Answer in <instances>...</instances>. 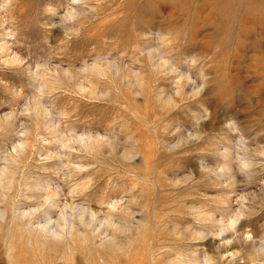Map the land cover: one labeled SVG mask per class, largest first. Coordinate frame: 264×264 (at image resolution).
<instances>
[{
	"label": "rangeland",
	"instance_id": "rangeland-1",
	"mask_svg": "<svg viewBox=\"0 0 264 264\" xmlns=\"http://www.w3.org/2000/svg\"><path fill=\"white\" fill-rule=\"evenodd\" d=\"M0 181V264H264V0H0Z\"/></svg>",
	"mask_w": 264,
	"mask_h": 264
},
{
	"label": "bare ground",
	"instance_id": "bare-ground-1",
	"mask_svg": "<svg viewBox=\"0 0 264 264\" xmlns=\"http://www.w3.org/2000/svg\"><path fill=\"white\" fill-rule=\"evenodd\" d=\"M187 85H188V84H187ZM95 140H96V139H95ZM9 180H10V179H9ZM10 181H11V180H10ZM0 182H1V181H0ZM5 182H6V181H5ZM5 182H4V184H5ZM7 185H8V184H7ZM47 199H48V198H47ZM49 199H50V198H49ZM49 199H48V200H49ZM59 200H60V199H59ZM45 202H46V201H45ZM49 203H50V202H49ZM68 203H69V202H68ZM57 204H58V203H57ZM59 204H60V203H59ZM69 204H70V203H69ZM62 205H63V204H62ZM65 205H67V204L64 203L63 207H64ZM53 207H54V206H53ZM69 207H70V206H69ZM59 208H60V207H59ZM64 209H66V208H64ZM67 209H68V208H67ZM67 209H66V210H67ZM33 210H34V209H33ZM35 210H36V209H35ZM62 211H65V210H62ZM35 212H36V211H35ZM80 212H81V211H80ZM83 212H84V211H83ZM83 212H82V213H83ZM48 214H49V213H48ZM81 215H82V214H81ZM62 216H63V215H62ZM67 216H69V214H68ZM82 216H83V215H82ZM92 216H93V215H92ZM79 217H80V215H79ZM94 218H95V217H94ZM47 219H48V218H47ZM66 219H67V218H66ZM66 219H65V220H66ZM50 221H51V220H50ZM38 222H39V221H38ZM47 222H48V221H47ZM53 222H54V221H53ZM65 222H66V221H65ZM68 222H69V221H68ZM43 223H44V222H43ZM51 223H52V222H51ZM59 223H60V222H59ZM230 223H231V222H230ZM235 223H236V222H235ZM39 224H40V223H39ZM48 224H50V223L48 222ZM236 224H237V223H236ZM33 225H34V224H33ZM42 225H43V224H42ZM44 225H45V224H44ZM59 225H60V224H59ZM67 225H68V224H67ZM232 225H233V224H232ZM45 226H46V225H45ZM45 226H44V228L42 227V229H45ZM48 226H50V225H48ZM54 226H55V225H53V228H54ZM33 227H34V226H33ZM40 227H41V226H40ZM58 227H59V226H58ZM60 227H61V226H60ZM71 227H72V226H71ZM53 228H52V229H53ZM234 228H235V227H234ZM48 229H49V228H48ZM48 229H46V230L48 231ZM52 229H51V230H52ZM58 229H60V228H58ZM63 229H64V228H63ZM71 231H72V229H71ZM52 232H53V231H52ZM52 232H51V233H52ZM57 232H58V230H57ZM57 232H56V233H57ZM60 232H61V231H60ZM66 232H67V231H66ZM80 232H81V231H80ZM49 233H50V232H49ZM54 233H55V231H54ZM56 233H55V234H56ZM58 233H59V232H58ZM58 233H57V236H60V234H58ZM69 233H70V232H69ZM69 233H68V234H69ZM49 236H50V235H49ZM86 236H87V235H86ZM60 237H61V236H60ZM63 237H64V236H63ZM68 239H69V238H68ZM68 239H67V240H68ZM224 243H225V242H224ZM259 246H260V245H259ZM261 248H262V247H261ZM262 251H263V250H262ZM225 253H226V252H225ZM207 264H208V263H207Z\"/></svg>",
	"mask_w": 264,
	"mask_h": 264
}]
</instances>
